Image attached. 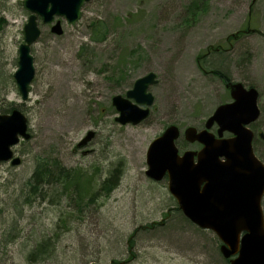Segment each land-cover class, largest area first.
Segmentation results:
<instances>
[{"label": "rangeland", "instance_id": "374dc122", "mask_svg": "<svg viewBox=\"0 0 264 264\" xmlns=\"http://www.w3.org/2000/svg\"><path fill=\"white\" fill-rule=\"evenodd\" d=\"M29 13L23 0H0V113L20 110L30 133L13 147L20 164H0V264H229L216 235L182 215L167 178L145 174L146 149L171 124L180 130L179 153L200 148L183 130L202 129L230 101L213 73L221 70L258 91L260 117L250 127L264 164L257 136L264 133V0H91L75 23L55 16L60 35L38 17L34 76L23 100L13 74ZM95 21L105 24L103 41L90 40ZM149 72L156 83L148 87V116L120 124L112 97H125ZM63 77L75 85L72 95L58 93ZM88 131L93 137L77 146ZM53 160L89 178L81 201L60 183L32 193L36 166ZM112 172L116 183L107 192L101 184ZM261 207L264 217V195Z\"/></svg>", "mask_w": 264, "mask_h": 264}, {"label": "water", "instance_id": "95a60500", "mask_svg": "<svg viewBox=\"0 0 264 264\" xmlns=\"http://www.w3.org/2000/svg\"><path fill=\"white\" fill-rule=\"evenodd\" d=\"M84 1L89 0H24V7L31 13L23 28L24 40L18 46L17 68L13 74L23 100L28 97V86L34 76L31 45L40 35L36 16L43 23H52L56 15L74 23ZM51 32L62 34L59 21L51 26ZM155 83L156 75L149 72L134 81L125 97L113 96L112 105L119 112L115 120L120 124L144 120L154 100L148 87ZM225 87L230 101L218 105L202 129L188 126L183 130L184 140L198 142L201 148L179 153L175 141L180 130L171 124L148 144L145 174L154 181L167 178V189L182 215L216 235L219 251L229 259V264H264L261 208L264 164L253 151L255 135L250 128L260 117L258 91L234 81H227ZM214 125L217 126L215 133L210 131ZM224 132L231 135L223 137ZM93 135L88 131L77 145L86 144ZM258 136L264 141L263 132ZM29 138L27 120L20 110L13 108L9 113H0V163L19 165L21 160L12 147L20 139Z\"/></svg>", "mask_w": 264, "mask_h": 264}, {"label": "trees", "instance_id": "16d2710c", "mask_svg": "<svg viewBox=\"0 0 264 264\" xmlns=\"http://www.w3.org/2000/svg\"><path fill=\"white\" fill-rule=\"evenodd\" d=\"M90 31V40L94 42L103 41L106 36V27L105 24L101 21H95L91 23ZM220 79L229 81V78L221 70H214ZM116 172H112L108 178H106L101 187L104 189L107 188V192L114 186L116 183ZM30 185L34 186L32 193H35L37 185L41 184H57L60 183L64 191L69 188L75 190V199L77 202L82 200L83 194H86L89 186V178L83 177L82 173L79 170L66 169L63 167L57 160L51 162H41L36 166L29 182ZM71 186V187H70ZM100 187V188H101ZM32 195V194H31Z\"/></svg>", "mask_w": 264, "mask_h": 264}, {"label": "bare ground", "instance_id": "6f19581e", "mask_svg": "<svg viewBox=\"0 0 264 264\" xmlns=\"http://www.w3.org/2000/svg\"><path fill=\"white\" fill-rule=\"evenodd\" d=\"M74 88H75V85L65 77H63L57 85L58 93L62 92V93L68 94V95L73 94ZM76 101H78V100L74 99L73 103H76ZM119 200L120 201H125V200L127 201V200H129V198H120Z\"/></svg>", "mask_w": 264, "mask_h": 264}, {"label": "flooded vegetation", "instance_id": "af4514ba", "mask_svg": "<svg viewBox=\"0 0 264 264\" xmlns=\"http://www.w3.org/2000/svg\"><path fill=\"white\" fill-rule=\"evenodd\" d=\"M89 1H91V0H89ZM89 1H84L83 4H82L81 7H80V10L82 9V6H83L85 3L89 2ZM23 6H24V0H23ZM24 8H25V7H24ZM25 9H26V8H25ZM26 10H27V9H26ZM27 11H28V10H27ZM29 12H30V11H29ZM30 13H31V12H30ZM30 13H29V15H30ZM29 15H28V16H29ZM56 16H59V15H56ZM38 17H40V16H39V15L36 16V22H37ZM40 18H41V17H40ZM54 18H55V16H54ZM41 20H42V18H41ZM57 21H58V20H57ZM55 22H56V21H55ZM55 22H54V20H53L52 23H51V26H52ZM59 22H60V21H59ZM25 24H26V23H25ZM25 24H24V25H25ZM44 24H49V23H44ZM60 25H61V24H60ZM37 26H38V22H37ZM51 26H50V32H51ZM23 28H24V27H23ZM38 28H39V27H38ZM61 28H62V27H61ZM39 30H40V29H39ZM23 33H24V31H23ZM51 33H52V32H51ZM40 34H41V32H40ZM39 36H40V35H39ZM38 38H39V37H38ZM38 38H37V39H38ZM37 39H36V41H37ZM23 40H24V38H23ZM36 41H35V42H36ZM259 132H261V131L258 130L257 133H259ZM259 140L262 141L263 144H264V141H263L262 139L259 138ZM200 146H201V145H200Z\"/></svg>", "mask_w": 264, "mask_h": 264}]
</instances>
